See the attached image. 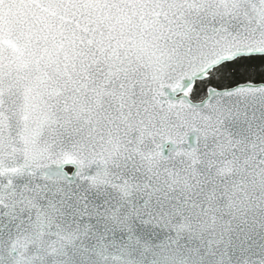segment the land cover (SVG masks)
Segmentation results:
<instances>
[{
	"label": "snow or ice",
	"instance_id": "6c2138e0",
	"mask_svg": "<svg viewBox=\"0 0 264 264\" xmlns=\"http://www.w3.org/2000/svg\"><path fill=\"white\" fill-rule=\"evenodd\" d=\"M0 264H264V0H0Z\"/></svg>",
	"mask_w": 264,
	"mask_h": 264
}]
</instances>
